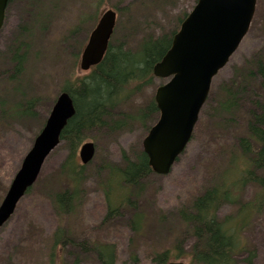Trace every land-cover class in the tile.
I'll list each match as a JSON object with an SVG mask.
<instances>
[{
	"label": "rangeland",
	"instance_id": "1",
	"mask_svg": "<svg viewBox=\"0 0 264 264\" xmlns=\"http://www.w3.org/2000/svg\"><path fill=\"white\" fill-rule=\"evenodd\" d=\"M195 5L196 0L11 1L0 31V204L65 83L90 73L81 71L80 58L101 15L118 9L114 42L136 52L147 38L177 24V18ZM263 45L264 0H258L248 35L213 81L215 101L222 99L226 83L245 71L246 61ZM19 48L25 57L23 71L12 79L11 51ZM76 48H81L77 62ZM165 82L158 80L155 86L134 92L113 112L109 126L87 134L83 144L94 143L96 155L86 166L77 185L75 209L68 214L54 205L56 195L72 186L63 170L68 146L65 142L58 146L0 230V264H99L93 251L104 246L115 248L116 264H155L154 256L166 250L173 253L169 263L190 264L188 258L174 257L177 244H183L187 253L194 243L180 211L194 195L220 185L234 171L232 160L240 157L235 138L246 135L247 105L242 103L230 120L215 117L211 107L216 104H210L167 176L154 175L137 190L121 183L109 187L110 173L143 150L147 133L139 117ZM30 104L26 115L23 111ZM117 122H124L121 129L114 128ZM76 159L81 164L79 151ZM232 190L237 202L223 205L218 216L239 230L237 264H264V203H258L262 190L255 185ZM111 205L118 212L108 216ZM62 231L71 242L65 247L57 243Z\"/></svg>",
	"mask_w": 264,
	"mask_h": 264
},
{
	"label": "trees",
	"instance_id": "2",
	"mask_svg": "<svg viewBox=\"0 0 264 264\" xmlns=\"http://www.w3.org/2000/svg\"><path fill=\"white\" fill-rule=\"evenodd\" d=\"M116 12L118 15V9ZM188 15V12L184 13L177 18V24L168 27L158 36L147 38L140 50L136 52L120 42H114L117 36L116 25L103 61L93 67L89 74L65 83L61 91L69 93L73 99L76 114L68 122L61 136V143L65 142L69 150L63 170L68 173L72 183L70 188H66L55 197L54 205L62 213H72L75 209L77 185L87 169V165L79 164L76 158L87 134L109 126L108 121H111L113 112L130 98V95L155 86L156 82L161 80L154 77V66L169 51L174 36ZM21 50L22 48L11 51L15 62L12 79L23 71L25 57L20 53ZM80 52L81 48L74 54L76 62ZM246 64L245 71L234 75L226 83L221 92V100L213 99L215 95L211 88L207 102L201 111L202 113L214 102L216 107L211 109L215 112V117L225 116L233 120L235 111L242 103H245L247 105L246 135L235 138L240 148V157L232 160L234 171L226 176L220 185L194 195L181 209L180 216L191 229L194 243L187 253L183 249V244H177L174 253L177 260L185 257L189 259L190 264H237L236 255L240 250L239 230L227 221L221 220L218 212L223 205L237 202L238 197L233 194L232 187L258 186L262 190L258 203L259 205L264 203V45L246 61ZM31 105L28 106V111H23L26 115L30 112ZM31 115L35 116L33 113ZM158 119L159 110L153 96L144 106L139 120L148 134ZM123 124L124 122H117L114 128L121 129ZM154 175L156 174L149 165L148 156L143 150H139L134 158L131 156L125 158L121 169L110 173L108 185L111 187L112 184L121 183L125 189L137 190L143 188ZM122 203L123 200L118 207ZM114 207L116 205H111L108 216L112 212H118V208ZM62 232L57 243L65 247L71 242L65 231ZM82 246L86 248L85 243H82ZM93 252L96 253L99 264H116V251L113 246H104ZM172 256L173 253L166 250L155 255L152 260L155 264H168Z\"/></svg>",
	"mask_w": 264,
	"mask_h": 264
},
{
	"label": "water",
	"instance_id": "3",
	"mask_svg": "<svg viewBox=\"0 0 264 264\" xmlns=\"http://www.w3.org/2000/svg\"><path fill=\"white\" fill-rule=\"evenodd\" d=\"M9 2L0 0V31ZM257 2L198 0L174 36L171 48L154 66V77L166 82L156 89L159 119L143 140V151L156 175L167 176L191 142L213 81L248 35ZM117 20L115 10L101 15L82 51L81 71L89 72L103 61ZM75 114L69 93H60L45 126L0 204V230L10 221L21 200L37 182L45 162L61 144L62 133ZM95 155L94 143L86 142L80 147L82 165L90 164Z\"/></svg>",
	"mask_w": 264,
	"mask_h": 264
},
{
	"label": "bare ground",
	"instance_id": "4",
	"mask_svg": "<svg viewBox=\"0 0 264 264\" xmlns=\"http://www.w3.org/2000/svg\"><path fill=\"white\" fill-rule=\"evenodd\" d=\"M159 87V86H158Z\"/></svg>",
	"mask_w": 264,
	"mask_h": 264
}]
</instances>
